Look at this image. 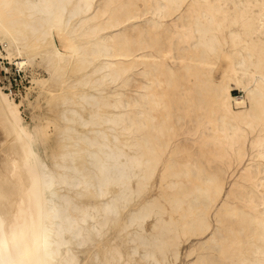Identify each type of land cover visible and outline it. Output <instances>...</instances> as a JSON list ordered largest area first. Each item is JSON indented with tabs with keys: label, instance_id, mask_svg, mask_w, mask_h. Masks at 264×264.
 Masks as SVG:
<instances>
[{
	"label": "bare ground",
	"instance_id": "6f19581e",
	"mask_svg": "<svg viewBox=\"0 0 264 264\" xmlns=\"http://www.w3.org/2000/svg\"><path fill=\"white\" fill-rule=\"evenodd\" d=\"M1 59L62 95L0 78V264H264V0H0Z\"/></svg>",
	"mask_w": 264,
	"mask_h": 264
},
{
	"label": "rangeland",
	"instance_id": "374dc122",
	"mask_svg": "<svg viewBox=\"0 0 264 264\" xmlns=\"http://www.w3.org/2000/svg\"><path fill=\"white\" fill-rule=\"evenodd\" d=\"M55 42L56 44L59 46V42H58V39L55 38ZM37 60H41V56H38L37 57ZM10 64V63H9ZM13 65V64H11ZM36 70L34 71H37V73L43 77L47 76L46 72L43 70L42 67L40 66H37L35 67ZM32 70V69H31ZM31 70H26V71H29L30 74H31V78H30V81L31 83L29 84H25V87H27V89L25 90L24 93H22V96H19L17 98H15L16 101H23V106L21 108L22 112H23V116L25 117L26 121L31 123L33 120H32V116L33 115H39V116H42V117H45L47 119H52V117H49V115H53V113H50V109L48 108L46 102H52L53 100L55 101V98H59L60 95H62V93H56L54 96H48V97H44V98H39V91H38V88L35 86L34 87V84L32 82V79H33V72H31ZM41 73V74H40ZM76 74V75H75ZM78 74V75H77ZM26 75H29V74H26ZM70 75V76H68ZM81 75V73H76V71H73V69L70 67V69L68 68L66 70V77H71L72 76V80H75L77 78H79V76ZM77 76V77H76ZM23 77V76H22ZM65 77V78H66ZM214 77L216 78L217 81H220L221 80V74L220 72L219 73H215ZM1 78V77H0ZM2 81V79H1ZM2 85V84H1ZM58 85H60V83L56 84L54 87H58ZM37 88V89H35ZM67 92V91H66ZM233 94L234 96H242L244 95V93H241L240 91L238 90H235L233 91ZM54 97V98H53ZM38 98V100H37ZM37 100L38 102V105L37 106H30L29 105V101L30 102H35ZM54 105V104H52ZM248 106H249V103H248ZM47 109V110H46ZM35 113V114H34ZM33 123V122H32ZM53 129L50 128V137H51V140L53 139L54 135H53ZM52 134V135H51ZM42 148V152H44V146L41 147ZM176 264H182V262H177Z\"/></svg>",
	"mask_w": 264,
	"mask_h": 264
},
{
	"label": "built area",
	"instance_id": "2783aa9c",
	"mask_svg": "<svg viewBox=\"0 0 264 264\" xmlns=\"http://www.w3.org/2000/svg\"><path fill=\"white\" fill-rule=\"evenodd\" d=\"M29 74V75H26ZM23 76V77H22ZM31 74L17 65H11L7 60H0V77L1 84L5 92L15 98L22 96L27 87L25 84L31 83Z\"/></svg>",
	"mask_w": 264,
	"mask_h": 264
}]
</instances>
